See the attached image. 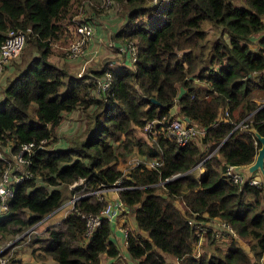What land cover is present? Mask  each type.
<instances>
[{"label": "trees", "instance_id": "trees-1", "mask_svg": "<svg viewBox=\"0 0 264 264\" xmlns=\"http://www.w3.org/2000/svg\"><path fill=\"white\" fill-rule=\"evenodd\" d=\"M117 1L127 10L126 20L112 37L135 40L133 66L76 75L48 58L60 52L57 44L64 55L61 47L74 39L73 16L82 0H0V44L9 29H19L28 49V60L15 68L0 99V146L8 144L12 155L21 143L45 140L29 155L31 175L13 185L0 214V238L14 239L55 213L72 193L120 180L119 198L139 229L126 238L137 264H264V183L237 184L225 175L227 165L253 162L260 147L256 133L264 136V0ZM209 26L217 28L216 38L208 35ZM105 70L110 88L97 97L92 93ZM175 105L176 115L204 129L197 140L180 145L157 134L147 142L134 134L132 125L171 117ZM78 108L88 124L84 137L45 145L55 141L63 113ZM250 113L248 128L234 127ZM133 153L161 162H140L125 175L116 161ZM5 159L0 157V173ZM200 169L206 172L202 178ZM174 174L179 175L170 178ZM104 203L95 194L80 197L79 213L69 210L28 255L8 256L5 264H99L101 255L116 258L120 252L111 233L121 215L113 223L103 218L85 235L81 214H98ZM215 218L231 229L208 228L199 244L193 223ZM240 238L252 241L250 252Z\"/></svg>", "mask_w": 264, "mask_h": 264}, {"label": "built area", "instance_id": "built-area-1", "mask_svg": "<svg viewBox=\"0 0 264 264\" xmlns=\"http://www.w3.org/2000/svg\"><path fill=\"white\" fill-rule=\"evenodd\" d=\"M112 3L113 0H108ZM75 27V37L73 40H71L66 48V54L69 58H78L82 55L86 54L87 45L89 43V40L91 39L93 33H94V24L93 21L87 20V19H79L75 21L74 24ZM26 44V36L24 32H22L19 29H9L5 35V38L0 44V73L3 69V66L6 62H8L11 58L16 57L20 52L23 50L24 46ZM132 56L135 58V48L130 45ZM93 57L90 56L84 61L83 67L86 66L87 62H89ZM133 58V59H134ZM80 75V73L78 74ZM111 84V74L109 70H105V73L96 80V87L99 94H101L104 91H108ZM264 103L260 104L263 105ZM251 115L247 114L246 117H244L239 122L235 123L234 127H241L242 129L248 128V125L246 124V119L249 118ZM152 123L153 125H156V132L154 136L157 134H163L165 137L174 139L178 144L184 145L190 141L197 140L203 133L204 129L199 126L197 123L187 121L183 117H173L168 115H163L161 118H154L150 122H148V125ZM45 140H41L40 143L36 144L34 141L24 142L21 143L19 146V149L12 154V157L14 161L17 163V165L22 166L24 169L22 171H11L8 168H4L2 172L0 173V201L2 202L1 209L4 211L7 210L8 207V201L12 198L14 193L13 185L18 182L19 180H22L25 176H30L31 173L26 169L27 165L29 164V155L32 152V150L35 147H42L43 142ZM10 153V150L9 152ZM4 158V157H1ZM140 162H145V164L149 166H155L160 164L161 161L158 159L156 160H142L139 157L133 158V165H137ZM251 164V163H249ZM249 164H246L249 167ZM242 166H235V165H227L225 169V175L226 177L233 183L241 184L243 181H249L252 184H259V180L256 177H248L246 174H244L242 170ZM179 174H174L170 178H174L178 176ZM169 178H165L164 181H160L161 184H163L166 180ZM79 183H82V179L78 180ZM77 182V181H76ZM72 183L71 185H75V183ZM120 180L116 181L113 184L110 185H101L98 186V188H95L93 190L85 191L80 194H75L73 197L64 203L61 208L66 209H74L78 213L80 212V208L75 205V201L79 199L82 196L88 195V194H95L96 198L100 201H105L103 207L99 211L98 214L92 215V214H86L82 213V217L85 218V235H90L93 230H95L101 223V220L103 218H106L107 220L111 221L112 223L115 222V218L118 215H122L124 213H128V207L121 201L119 198V189L123 188L124 186L120 185ZM117 194V197L113 198L109 194L113 196V193ZM4 211V212H5ZM216 219V218H215ZM46 220V216L40 219L35 224H32L33 226L44 222ZM190 223H193L191 220H189ZM222 225L227 227L228 229H231L229 226L225 225L222 222H217L218 225ZM193 226L195 227V232L199 236L198 243L200 244L203 239V232L206 231L208 228L217 229L213 227H209L205 222L203 223H193ZM121 231L124 235V238L126 240L128 235V230L123 228L121 226ZM127 243V242H126ZM8 242L6 244L0 243V264H5L7 261L8 255H6V249H8ZM4 252V253H3Z\"/></svg>", "mask_w": 264, "mask_h": 264}, {"label": "rangeland", "instance_id": "rangeland-1", "mask_svg": "<svg viewBox=\"0 0 264 264\" xmlns=\"http://www.w3.org/2000/svg\"><path fill=\"white\" fill-rule=\"evenodd\" d=\"M82 3L83 4L80 6L78 13L73 16L74 24H75V21L79 20V19L91 20V21L101 25L102 29L105 30V32H106L105 34L108 37L110 35L109 30L114 31L118 27L120 28V26H122L121 20L123 17H125L127 10L124 7V5L121 4L119 1L113 0L111 3L108 0H82ZM108 16H109V18H108ZM125 20H126V18H125ZM216 30H217V28L209 26L207 28L208 35L210 37L212 36V37L216 38L217 35H214L216 33ZM109 39H111V38L109 37L108 40ZM108 40H106V42H105L106 49H107V45L110 48H112L107 43ZM134 42H135V40H131L130 45H132L136 51V46H135ZM66 46H67V44L65 46L61 47V48H63L62 51L65 52L63 55V58H64V60L71 62V59L67 56L66 51H65ZM52 50H55V49L52 48ZM56 50H58V44L56 45ZM110 51H113L115 53V51L113 49H110ZM55 54H57V53L53 52L50 54L49 57L51 58V60L53 59L54 61H57L58 58ZM27 56H28V49L26 47V49L23 50L21 52V54H18L16 57L11 58L8 62H10L12 64V67L14 66L15 68H19V67L23 66L25 64V62L28 60ZM110 57L111 56L105 57V58L101 59L99 62H105V66L107 67V66H109V62L107 61V59H109ZM80 58H82L83 60L79 61ZM85 58L86 57L84 55H82V56L78 57V60H76L74 62V64L78 62V64H75V65H77V70H78V66L86 60ZM113 58L117 61L121 60L119 55H113ZM72 59L75 60L76 58H72ZM91 60L93 61V62H91V65H86L85 67H83V65H82V68L79 72L80 75L88 74L89 68H92L93 66H95L94 64H96V63H95L94 58H92ZM102 65L103 64H100V65H98V67H101ZM63 66L64 65H62V67ZM128 66L132 67V62L129 59H128ZM63 68H65V67H63ZM12 70L14 71V69H12ZM73 70H74V72H72V73L77 75L76 69H73ZM12 76H13V72L11 74V77ZM11 77H9V75L7 76L8 81ZM92 94L97 96V97L100 95L97 91L96 86H95V89H94ZM176 111H177V106L175 105L171 109V114L175 115L174 112H176ZM84 115H85V111H83V109H80V108H78L72 112H69V113L64 112L62 121H61L59 127L56 129V133H54L55 134V141H53V142L49 141L45 145H50V147L59 146L62 144H66L65 141L71 137L72 138L75 136L84 137V135L87 133V129H88L87 120L85 119ZM176 116H179V115H176ZM148 122H150V121H148ZM148 122L146 123L145 126H142V127L132 125V128H133L134 134L136 136L143 138L147 142H151L153 140V138H152V136L150 137L149 135L154 136V134L156 132L155 131L156 125H153L152 123H150L148 125ZM4 152H7V153H4ZM8 152H9L8 151V144L7 145L4 144V145L0 146V157H4V156L6 157V159H5L6 162H3V169L8 168L11 171H15L16 169H17V171H22L24 168L22 166L17 165V163L14 161L12 155ZM134 157H139V156L133 153V154H129L128 156H125V157H120L116 161L117 168H119L123 172V174H125V175L128 174L130 168L135 166V165H133V158ZM139 158L142 160H146V159L141 158V157H139ZM249 172L252 173V175L259 178V181L261 180L264 182V170L257 169V170H254L253 172H251L249 170ZM204 173H205L204 169L199 170V175H202ZM263 182H261V183H263ZM78 184H81V183H79V181H77L75 183V185H78ZM75 185L70 184L69 187L72 188ZM158 190H160V189H158ZM83 192H85V191H83ZM71 195L67 199L68 202L73 197V195L72 196ZM66 201L64 203H66ZM175 202L179 208H181V209L184 208L183 203L181 202L180 199L176 200ZM1 205H2V202L0 201V214H2L5 211V210L3 211L1 209ZM69 210H71V209L64 208L62 210H58L56 213L49 215L44 222H41L35 226L31 225L27 229H25V231H23L22 233L16 234L14 239L8 240V238H0V243L6 244L8 242L9 247H8V249H6L7 251H9L8 256L28 255L32 251L33 245L34 246L36 245L34 241L36 239L37 240H44V238H46L48 236L46 229L53 226L54 224H56L63 216H65V214ZM21 215L25 217L26 213H24V211H23ZM132 217H134V216L131 215L130 210L128 213H124L120 216L119 223H121V226L123 228L127 229L128 232L129 231L136 232L139 230L137 226L133 227L134 220ZM215 220L211 219V220H207V221L204 220V221H205V224H207L209 227L211 226L213 228H216V226H217L216 222H218V219H215ZM122 223H124L125 225H123ZM20 237H21L20 241L17 240L18 243H16L15 242L16 239H18ZM251 242L252 241L248 240L247 238H240V246L246 251H249ZM204 243H205V241H203V244ZM15 244H18V245H15ZM203 244L200 245L199 247H197L198 252H200L202 250ZM168 256H172V255H168ZM37 257H39V256H37ZM166 258H169L171 262L174 260V258H172V257H166ZM116 259L118 261L117 257H116ZM262 262H264V257H263ZM254 264H258V263H254ZM260 264H261V261H260Z\"/></svg>", "mask_w": 264, "mask_h": 264}, {"label": "crops", "instance_id": "crops-1", "mask_svg": "<svg viewBox=\"0 0 264 264\" xmlns=\"http://www.w3.org/2000/svg\"><path fill=\"white\" fill-rule=\"evenodd\" d=\"M108 18H109V16H108ZM121 21H122L121 24L123 25L125 22V17H123ZM93 23H94V33H93L91 39L89 40V43H88L87 49H86V54L84 56L86 57L85 59L92 56L94 58L96 64H94L95 66H93L92 68L88 67L89 68L88 73H90L92 71V69L105 68V62H99V61L101 59H103L105 57H109V56H111V57L109 59H107V61L109 62V66H107V68H119L122 65L128 66V59L131 60V62L133 64V60H134L133 58L134 57L132 56L131 47L129 46V43L123 41L122 39H116V38L112 37V33H114L116 30H118L119 27L117 29H115L114 31L109 30V32H110L109 37L111 39L108 40L109 37L105 34L106 32H105V30L102 29V26L99 25L98 23H95V22H93ZM263 32H264V29H263ZM106 40H108L107 43L112 47V48H110L107 45L108 50L106 49V46H105ZM256 40L257 39H255L254 41H256ZM110 49H113L115 51V53L113 51H110ZM57 51H60L59 53L57 52V54H55L58 58L57 61H54L53 59L51 60L50 57L48 59L52 63H55L58 66L64 65L63 67H65L66 70L68 69L71 73L74 72L73 69H76V73L78 75V73L80 72V70L82 68V65L84 64V62L78 66V70H77V65H75V64H78V62L75 64H74V62L76 60H78V58H76L75 60L70 58L71 62H69L67 60H64L60 49H58ZM113 55H119L121 60L120 61L115 60L113 58ZM82 60H83L82 58L79 59V61H82ZM91 62H93V61L91 60V61L87 62L86 65H91ZM100 64H103V65L101 67H98V65H100ZM128 67H131V66H128ZM12 69H14V71ZM12 72H13V75H15V73H16L15 67L14 66L12 67V64L10 62H6L3 66L1 73H0V99L3 98V90L6 87V85L8 84V82L10 81V79L8 81L7 76L9 75V77H11ZM181 91H183V90H181ZM72 111H74V110H72ZM72 111H69V112H72ZM69 112H67V113H69ZM174 114L175 115H173V117H178V116H176V112H174ZM179 117H181V116L179 115ZM242 167H243L242 170H243L244 174H246L248 177H256V176L252 175V173L249 172V170H248L249 167L247 165H244ZM257 179L259 180V178H257ZM261 182H263V181L260 180L259 183H261ZM109 195L113 198L117 197V194L115 192L113 193V196L111 194H109ZM260 207L264 208V195H262V197H261ZM213 220H215V219H213ZM133 227H136L135 222H134ZM141 233L143 235H145V232L141 231ZM111 239L119 247L120 253L117 256L118 261L116 258L105 257L104 255H101L99 264H109V263L116 262V261L120 264H137L136 261L134 259H132L127 252L126 240H125L124 235L121 231V223H119L118 219H117L116 224L115 225L113 224ZM163 256L173 258V256H168V254H163ZM166 260L171 262L169 258H166Z\"/></svg>", "mask_w": 264, "mask_h": 264}, {"label": "water", "instance_id": "water-1", "mask_svg": "<svg viewBox=\"0 0 264 264\" xmlns=\"http://www.w3.org/2000/svg\"><path fill=\"white\" fill-rule=\"evenodd\" d=\"M152 101L157 102V100L155 99H152ZM184 118L189 121L187 117ZM256 139L260 143V147L258 148L257 154L255 155L253 162L249 164V170L251 172L257 169L264 170V136L260 135L259 133H256ZM205 173L201 175V178L205 175Z\"/></svg>", "mask_w": 264, "mask_h": 264}, {"label": "clouds", "instance_id": "clouds-1", "mask_svg": "<svg viewBox=\"0 0 264 264\" xmlns=\"http://www.w3.org/2000/svg\"><path fill=\"white\" fill-rule=\"evenodd\" d=\"M62 205H63V204H62ZM62 205H61V206H62ZM61 206L59 207L58 210H62V209H64V208H61ZM60 208H61V209H60ZM128 209H129V208H128ZM58 210H57V211H58ZM57 211H56V212H57ZM56 212H55V213H56ZM49 215H50V214L46 215V218H47ZM44 217H45V216H44Z\"/></svg>", "mask_w": 264, "mask_h": 264}]
</instances>
